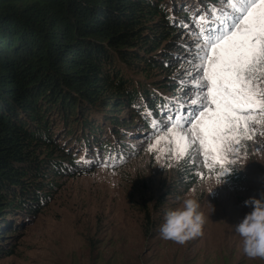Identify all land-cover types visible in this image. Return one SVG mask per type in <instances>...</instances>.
Here are the masks:
<instances>
[{"label":"trees","instance_id":"16d2710c","mask_svg":"<svg viewBox=\"0 0 264 264\" xmlns=\"http://www.w3.org/2000/svg\"><path fill=\"white\" fill-rule=\"evenodd\" d=\"M198 6L223 7L219 0H0V260L58 189L54 176L92 169L101 159L96 144L106 150L114 142L109 158L125 152L126 135L151 127L149 112L159 123L165 106L179 109L177 78L154 75L179 68L171 62L188 49L192 39L179 38L197 30L189 13ZM123 108L135 111L125 117ZM81 145L89 154L77 160L72 151ZM158 212H147L150 230Z\"/></svg>","mask_w":264,"mask_h":264},{"label":"rangeland","instance_id":"374dc122","mask_svg":"<svg viewBox=\"0 0 264 264\" xmlns=\"http://www.w3.org/2000/svg\"><path fill=\"white\" fill-rule=\"evenodd\" d=\"M187 33L181 32L180 41H189ZM187 47L179 49L182 56L171 62L177 63L178 69L170 73L159 70L154 75L157 79L167 75L177 78L172 80L173 85L184 101L174 102L176 108L196 92L189 88L195 73L186 74L195 56L193 39ZM258 75L264 90V73ZM182 82L185 88L177 89ZM130 110L135 111L123 108L121 114L129 117ZM159 118L163 119L162 114ZM252 127L256 134L242 141L239 153L228 154L222 165L211 168L204 166L196 146L187 156L171 159L170 153L150 152L148 148L155 143L152 127L147 132L126 135V151L111 158L114 142L106 150L96 144L101 158L98 163L84 173L54 176L58 189L43 210L10 238L14 252L0 264H264V260H250L243 254L241 237L234 230L252 211L245 201L264 200V121ZM72 153L82 160L89 151L81 145ZM124 155L123 161L113 162ZM191 176L196 180L193 183L188 181ZM189 192L199 201L205 216L202 235L183 245L162 240L159 228L166 211L178 207L177 197ZM148 211H161L151 230Z\"/></svg>","mask_w":264,"mask_h":264},{"label":"snow or ice","instance_id":"6c2138e0","mask_svg":"<svg viewBox=\"0 0 264 264\" xmlns=\"http://www.w3.org/2000/svg\"><path fill=\"white\" fill-rule=\"evenodd\" d=\"M219 3L224 6L219 11L198 6L189 13L198 25L195 33H187L195 56L186 74L195 73L189 85L195 95L174 113L165 106L159 123L148 119L151 112L145 116L155 135L150 152L170 153L171 159L187 156L196 146L208 168L222 165L228 154H238L242 141L256 134L252 124L264 121V90L258 75L264 73V0ZM172 23L183 24L175 19Z\"/></svg>","mask_w":264,"mask_h":264},{"label":"clouds","instance_id":"9594fccd","mask_svg":"<svg viewBox=\"0 0 264 264\" xmlns=\"http://www.w3.org/2000/svg\"><path fill=\"white\" fill-rule=\"evenodd\" d=\"M177 200L180 201L179 206L166 211L159 232L162 240L183 245L202 235L206 220L199 201L191 192L183 198L177 197ZM245 206L252 211L234 230L241 237L243 254L250 260H264V200L252 198L245 201Z\"/></svg>","mask_w":264,"mask_h":264}]
</instances>
